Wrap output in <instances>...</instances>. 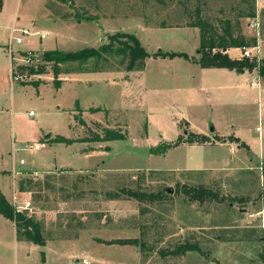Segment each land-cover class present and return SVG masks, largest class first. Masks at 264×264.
Here are the masks:
<instances>
[{
	"label": "rangeland",
	"instance_id": "rangeland-1",
	"mask_svg": "<svg viewBox=\"0 0 264 264\" xmlns=\"http://www.w3.org/2000/svg\"><path fill=\"white\" fill-rule=\"evenodd\" d=\"M247 1L165 0V6L153 0L3 1L0 190L13 205L12 178L28 191L24 212L43 230L50 221L42 211H53L65 199L61 210H85L84 218L63 219L70 226L66 232H85L81 246L39 247L19 243L14 224L0 216V264H81L83 259L139 264L129 246L96 242L133 237L142 264H264V78L256 71L202 69L179 57H149L143 71L128 73L116 57L103 74L76 75L77 65L66 64L54 78L49 65L36 75L28 67L36 70L37 62L23 63L39 57L41 46L63 52L98 48L117 32L134 35L151 56L161 50L198 58L199 31L188 27L196 8L213 23L234 22L250 11ZM253 4L255 17L238 23L245 37L256 39L255 47L245 49L249 60L260 62L264 0ZM11 28L49 36H24L16 44L20 33L12 35ZM242 51L227 54L241 59ZM11 67L18 81L11 79ZM95 108L101 111L89 112ZM102 128L120 131L125 139L50 143L56 136L82 140ZM192 135L207 136L209 142L191 146L186 141ZM177 140L180 145L164 154L150 153ZM200 187L216 197L196 201L186 194ZM122 190L145 197L128 199ZM114 194L120 197L113 204L109 196ZM15 197L17 205L24 203ZM185 245L192 250L183 252Z\"/></svg>",
	"mask_w": 264,
	"mask_h": 264
},
{
	"label": "trees",
	"instance_id": "trees-1",
	"mask_svg": "<svg viewBox=\"0 0 264 264\" xmlns=\"http://www.w3.org/2000/svg\"><path fill=\"white\" fill-rule=\"evenodd\" d=\"M62 2L68 0H60ZM160 6H165V0H153ZM254 0H248L246 4L250 8L248 13L238 14L237 20L232 22L228 18L219 20L218 23H213L210 19L202 16V11L196 8L194 12V20L188 24V27L196 28L199 31V48L197 50L198 58L189 57L184 53L175 52H162L158 50L152 56L145 51L140 44L139 40L134 36L126 33H115L110 35L108 43L102 44L98 48H85L75 52H63L59 50L52 51H38L40 53V60L36 70L33 67H28L31 74H44L46 66H51V71L56 78L62 72L60 67L66 64H75L78 69L74 74L85 73H102L105 71V65H110L112 58L120 59V66H125V71L128 73L134 71H143L145 68V60L149 57L153 58H183L186 61L198 65L202 69H225V70H247L249 72L256 71L257 75L264 78V59L260 62L256 60H249V58L243 57L241 59H232L226 53L229 49H247L256 46L255 38L245 37L239 29L238 19L241 18H254ZM3 0H0V11L2 8ZM92 62L94 68L88 69L85 66ZM68 74V72H63ZM14 75V73H12ZM101 109H89L90 113L99 112ZM85 124L81 126L84 127ZM125 139L123 133L115 132L109 128H102L101 134L92 132L91 137L84 138L82 140H71L63 136H56L50 143L64 144L66 146L73 143H100V142H112L122 141ZM218 140V138L216 139ZM179 140L171 144H163L156 146L150 150V153L154 155L164 154L167 150L176 147L179 144ZM189 145H204L209 142L207 136L192 135L190 139L186 141ZM245 147V145H244ZM21 186V185H20ZM22 188V187H21ZM121 193L128 199H134L142 201L144 195H140L137 192L130 190H122ZM186 194L193 200L200 201L204 199H211L216 197L213 192L204 188H190L186 191ZM109 200H116L120 197L119 194L109 196ZM0 215L5 219L11 221L16 230V240L26 241L33 243L37 246L43 247L45 244L44 230L40 222L34 221L33 217L27 212H20L16 207L8 202L4 195L0 192ZM70 227V226H68ZM99 243H105L108 245H135L137 240H112L108 242L99 241ZM192 248L188 245L183 246V252L191 251ZM43 260V253H42Z\"/></svg>",
	"mask_w": 264,
	"mask_h": 264
},
{
	"label": "crops",
	"instance_id": "crops-1",
	"mask_svg": "<svg viewBox=\"0 0 264 264\" xmlns=\"http://www.w3.org/2000/svg\"><path fill=\"white\" fill-rule=\"evenodd\" d=\"M4 1V0H3ZM47 34V36H49V34L48 33H46ZM46 36V37H47ZM52 50H55V49H47V48H44V47H40L39 48V51H52ZM229 52V50H227V52L226 53H228ZM38 54H40V53H38ZM224 70V69H223ZM227 71H229V70H227ZM229 72H232V71H229ZM85 74H97V73H85ZM100 74V73H99ZM103 74V73H102ZM73 75V74H72ZM76 75H79V74H76ZM59 76V75H58ZM63 76H66V78H64V79H66L65 81H68V78H67V76L68 75H63ZM237 78H239V77H237ZM116 80H117V78H116ZM64 82V81H63ZM253 85H255V83L253 82L252 83ZM96 109V108H95ZM99 109H101V108H99ZM30 113V112H29ZM29 116H32V115H29ZM49 134H47L45 137L47 138V136H48ZM193 146H197V145H193ZM78 171H83L82 169H79ZM193 171H202V170H193ZM9 172H5V173H3L4 175L6 174H8ZM12 174L13 173H10V175H8L10 178H12ZM19 174V173H18ZM14 177L16 178L17 177V173H16V175L14 174ZM12 181H13V184H14V191H13V194H12V196L13 197H15V196H19V197H21V201L22 202H26L25 200H28V197H27V195H29V192L28 191H23V188H21V186H20V184H19V186H17L16 185V183H15V180H13V178H12ZM0 192L2 193V191L0 190ZM3 194V193H2ZM5 197V196H4ZM66 202V200L65 199H63V200H61V201H59V203L57 204L58 205V208H56V209H53V211H51V212H47V211H45V210H43L42 212H43V217H45L44 219H45V221H50L51 222V224H50V222H49V224L47 225H45V223H44V226H45V228H44V230H45V232H48V235H44V238H45V244H44V246L43 247H46L47 245H49V246H51V247H55V245H57V246H68L69 247V245L71 244L73 247L74 246H77V245H75L76 243H79V246H81V244H80V241H81V235H80V233H83V232H85L84 230L85 229H83V231H81V232H79V233H76L75 235H69V233L68 232H66V230L69 228L68 226H66L67 224H66V221H64L63 219L66 217V216H68V215H72V214H75V215H83V218L85 217L84 215H85V210L84 209H82L81 211L79 210V211H77V210H70V211H66V210H61L60 209V206L59 205H62V204H64ZM110 203H117V200H114V201H111ZM48 213V214H47ZM45 215H49V216H51V220H50V218H49V216H45ZM1 216V215H0ZM1 217H3V216H1ZM42 217V218H43ZM82 218V217H81ZM0 219H2V218H0ZM3 219L4 220H1V221H4L5 222V218L3 217ZM9 221V220H8ZM50 225H52V226H50ZM54 225V226H53ZM85 226V225H84ZM47 228H50L49 230H47ZM2 236H0V238H1ZM14 237H15V235H14ZM92 239V238H91ZM128 239H131V240H133V239H135V237H133V238H110V239H102V238H96V242H98L99 243V241H103V242H108V241H112V240H128ZM90 240V239H89ZM19 243H30V242H26V241H18ZM100 244H105V243H100ZM84 245V244H83ZM106 245H108V244H106ZM112 245H119V244H112ZM48 246V247H49ZM120 246H129L130 247V249L132 250V252L134 253H136L135 254V256L137 257V259H138V263L139 264H142L141 262H140V256H139V252H137V250L136 249H134V247L133 246H131V245H120ZM40 247V246H39ZM82 249V250H81ZM84 250H85V248H81V247H79V251L81 252V253H83L84 252ZM83 260H85V259H83ZM86 261V260H85ZM86 263L87 264H89V262L88 261H86Z\"/></svg>",
	"mask_w": 264,
	"mask_h": 264
},
{
	"label": "built area",
	"instance_id": "built-area-1",
	"mask_svg": "<svg viewBox=\"0 0 264 264\" xmlns=\"http://www.w3.org/2000/svg\"><path fill=\"white\" fill-rule=\"evenodd\" d=\"M11 34L13 35L15 32H18L20 33V36L16 37L15 38V42L16 44H21L23 42V39L22 37L24 36H29V35H39V38L40 40L42 39H45L47 34L46 33H41V34H31L28 30L26 29H15V28H11ZM33 53H30L29 55H32ZM11 55H12V52H11ZM242 56L243 57H246V58H249L250 57V52L248 50H244L242 51ZM13 59V57H12ZM15 60V59H14ZM34 61V62H38L39 61V57L37 55H34L33 58H28L27 60H24L23 63L25 64H30V61ZM25 67H28V66H25ZM12 73H14V75H12ZM11 79L12 80H15V81H18L19 77L15 71V69L13 67H11ZM29 115H33L32 112L29 113ZM39 145L38 144H34L33 145V149L34 150H38L39 149ZM20 164H23V161L21 160L20 161ZM16 197H13V203H14V206L16 207V209L20 212L22 211H27V208L29 207V202H24L22 205H17L16 204ZM81 264H87L85 260H82L81 261Z\"/></svg>",
	"mask_w": 264,
	"mask_h": 264
},
{
	"label": "water",
	"instance_id": "water-1",
	"mask_svg": "<svg viewBox=\"0 0 264 264\" xmlns=\"http://www.w3.org/2000/svg\"><path fill=\"white\" fill-rule=\"evenodd\" d=\"M39 59H40V58H39ZM240 72L243 73V70H240ZM167 191H168V192H171L172 190L169 188Z\"/></svg>",
	"mask_w": 264,
	"mask_h": 264
}]
</instances>
